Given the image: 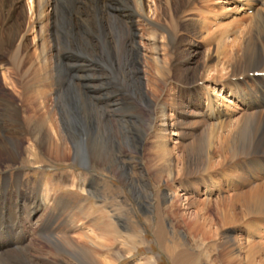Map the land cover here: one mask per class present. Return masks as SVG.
Returning <instances> with one entry per match:
<instances>
[{
	"label": "rangeland",
	"instance_id": "1",
	"mask_svg": "<svg viewBox=\"0 0 264 264\" xmlns=\"http://www.w3.org/2000/svg\"><path fill=\"white\" fill-rule=\"evenodd\" d=\"M227 1L190 0L186 5L187 0H180L181 3L185 2V7L179 14L180 19L184 18V23H181L182 20L180 23L175 20V28H172L176 32L170 29L176 38L174 49H168L169 42L167 46L162 44L161 57L167 63L165 73L169 80L164 82L159 78V92L151 95L154 100H159L158 103H166L167 114L178 133V137H172L173 140L169 143L174 158L172 178L166 171L158 176L157 171L163 169L161 161H148V158H154V146L157 145L154 142L157 140V137L154 138V126L157 125L158 110L151 111L142 103H136L135 98L131 97L133 95H128L118 85L112 59H93L89 56L91 49H88L89 53L76 46L68 50L72 40L84 38L90 29L100 33L98 31L103 28L106 32L110 28V18L108 20L107 15L97 14L94 22L88 24L87 19V22L84 21L86 16L83 14L77 19L84 28L77 23V19H73L67 29L60 24L54 34V38L58 40L56 51H59L54 53L58 54L61 62L57 73L65 83L61 84L63 86L58 93L55 92V88L59 90L58 82L57 87H46L47 110L44 112L49 117L46 116L47 125L53 133L59 128L61 133L71 135L74 131H70L69 125L65 124L66 119L69 120L70 126L78 131L79 152L84 158L91 160L92 167L75 162L69 142L61 147L62 153L66 154L64 159L50 156L49 147L41 150L38 144H32L30 137L20 139L21 153L16 161L13 162L0 152V211L5 206L8 208V236L2 237L3 239L0 237V241L4 245L8 244V264H81L71 251H59L53 245L65 233L76 244L87 246L88 253L94 256L96 264H264V214L247 216L244 203L245 197L250 196L253 190L264 188V172L260 170V166H251L254 161H264V147L259 155L250 158L236 155L220 157L218 151L214 150L213 154H217L214 163L209 168L200 170H189L187 159L184 158L187 147L207 127L202 123L203 119L197 116L198 109L195 105L205 103L206 98L211 95H218L220 104L228 103L232 110L234 129L236 120L241 118L245 107L230 93L236 91L238 95L246 97L249 92L247 90L250 87L256 88L257 85L254 82L252 84L249 79L239 80L241 77L244 79L245 75L234 78L224 73L220 75L215 71L218 69H215L213 77L203 82L200 91L194 93L197 85L192 83L202 74L200 67L204 63L205 52H216L218 43L214 41L220 40V35L225 30L228 32V41L235 42V53H241L239 50L242 49V44L246 46L248 43V32L254 16L249 12L239 11L238 8L230 11L229 8L233 7L232 3L235 1ZM23 3L31 17L28 0ZM247 3L253 4L251 0H247ZM118 17L122 27L125 26L123 28L126 35L130 28L129 19L135 17L136 27L140 28L137 36L140 46L137 59L147 75L157 78L154 67L149 70L153 64L154 50L147 41L145 32L148 22L135 15ZM200 28H205L208 33L199 35L197 31ZM213 30L218 31L215 33ZM211 36L215 39L212 40ZM47 37L51 46V34L48 33ZM91 37L89 39L93 38ZM35 40L36 34L30 32L27 44L31 54L36 51ZM64 44H67L66 48ZM63 53H67L69 58ZM2 56L5 70H0V145H8V136H13L8 127L12 125L5 117L1 100L8 99V95L12 97L25 126H30L27 116L34 115L36 103H28V88L34 82L32 74L24 79L23 75H19L20 72H15L8 60V53ZM85 64L92 73L81 69ZM175 69L183 72L179 73ZM93 71L96 75L104 76V79L109 76V82L103 81L102 86L97 89L84 87L85 81L80 80V77L95 75ZM5 73L7 76L9 73V79L5 80ZM96 84L100 82H93V85ZM143 84L147 91L149 88L145 78ZM262 85L264 87V83ZM138 107L145 114V119L150 114L154 116L155 124L151 126L153 131L147 130L144 133L145 127L139 133L137 125L141 124L123 120L130 131L124 128L122 134L125 138H132L129 140L131 142L127 138L124 144L109 140L104 113L109 115L108 119L113 120L112 126H116L113 122L119 115L136 111ZM232 129L219 135L218 141H222ZM27 131L28 128L25 129ZM25 148L38 153L40 163L28 162V155L23 153ZM105 153L119 162L118 170L110 163L99 164ZM6 189L7 197L4 195ZM43 198L44 202L41 204ZM64 201L69 202L74 209L64 211L63 204L61 206ZM103 228L107 229L105 233L109 230L108 235L112 236L104 239L101 235ZM157 230L163 235V239H159ZM0 264L3 263L0 261Z\"/></svg>",
	"mask_w": 264,
	"mask_h": 264
},
{
	"label": "bare ground",
	"instance_id": "2",
	"mask_svg": "<svg viewBox=\"0 0 264 264\" xmlns=\"http://www.w3.org/2000/svg\"><path fill=\"white\" fill-rule=\"evenodd\" d=\"M234 1V4L231 2L233 7L229 8L230 11L237 8L239 11L246 12L251 9L253 10V12L251 13H253L254 21L250 27V31L248 32V43H246V46L242 44V49L239 50L241 51V53H235V42L231 40L228 41L229 37L227 30H225L226 33L225 31L224 33L221 32L223 33V36L220 35L221 39L218 40L219 42L217 41V39V42L214 41L215 43H218V45L216 46V52H205L204 63L200 67L202 69V74L194 80V83H192L193 85H197L195 88L196 91H194V93L200 91L199 88L203 86V82L209 81V79L213 77L212 73L215 71H217L220 75L222 73L228 76L232 75L234 78L245 75L244 81L249 79L251 83L254 82L257 85H254L256 88L250 87V90H247L249 91L248 93H246L248 98H246L247 96L245 97L244 95H238L236 91L230 93L239 102H241L240 104L245 107V111L242 114L241 118L236 120V129H232L235 121L234 119H232L233 114L230 106L228 105V103L227 105H221V102L218 101V95L217 97H212L211 95L209 98H206L207 100L205 101V103L202 102L198 105H195L198 109V112L196 113L197 116L203 119L202 123L205 124L204 126L207 127H205L202 134H200V137H197V139L190 143V145L187 147V152L185 151L184 158L187 159V165L189 170H200L209 168L214 163L215 158L217 157V154H213L214 150L218 151V156L220 157H229V155H236L250 158L252 156L254 157L259 155L261 149L264 147V87H262V84L264 83V78H259L260 74L264 73V0H251L254 5L251 3L248 4L247 0ZM260 1H262V4L260 3ZM23 2L24 0H0V70L4 69L5 67L2 62V55L8 53V60L11 61L12 66L15 68V72H20L19 75H23L24 79H27L28 75L32 74L34 82L28 88V103L30 104L34 102L36 104L35 108L33 109L34 115L31 117L27 116L30 126H25V124L22 123L20 120V112L17 109V103L12 99V97L8 95V99L1 100V102L3 103L2 106H4L5 117L8 118V123L11 122L12 125L8 127V130L11 129L13 132L12 137L8 136V145H0V152L2 153V155H6L13 162L16 161V159L18 158V156H20L21 153L20 139L23 137L25 139L26 137H30L32 139L31 141L33 142L32 144H38L41 150H44L46 147H49L50 149L48 154L50 156L56 158L60 157L64 159L66 157V154L62 153L63 151L61 150V147L66 142H69L71 143L73 148L72 156L75 162H79V164L86 163L87 166L92 167L91 160L89 158H84V156L80 154V144L78 139L79 135L77 133L78 131L74 127L70 126L68 119H66L67 122L65 121V124L69 125L68 129L70 131H74L71 135H65L64 133H61L59 128H56L58 130L53 133L48 127L46 118L47 115L44 112V110L46 109L45 99H47L46 87H57L59 84V90L55 88V92L58 93L60 92V87H62L65 83L62 77H60V75L57 73L58 67L61 62L58 57V54L54 53L58 48V40L56 41V38H54V34L56 33V30L60 26V24L63 25V28L67 29V27H69V24L72 23L73 19H75L76 21L77 17H81V15L83 14L86 16L84 21H86L87 19L88 24H90L89 22H94L96 16L98 15H107L108 20L109 18L111 20V24L110 28L106 30V32L103 28L102 30L98 31L100 33H97V31L90 29L89 34L84 38L80 37L79 41L76 39L72 40L70 48H68V50L74 49L72 48L73 46H76L78 49L85 51L91 49L92 52L89 56L93 59H101L106 57L112 59L113 69L117 76L116 81L118 82V85H121L122 89L127 91L126 93L128 95H133L131 97L135 98L136 103H142L145 107H147V109L151 111L158 110L157 112L159 115L156 117L157 125L155 126L153 125L155 124L154 116H151L150 114L149 118L145 119V114L139 109V107L136 111L131 110L126 112V114L124 115H119L118 118L113 122L116 126H112L113 120L108 119L109 115L107 113H104V119L107 120V123L105 124L107 127L106 132L107 136L109 137V140H111L113 143L118 142L124 144L125 140L128 139L127 141L131 142L129 140H132V138L126 137V139L124 137V134H122L124 128L130 131L129 128L124 125L123 120L127 122H135V124H141V126L136 124L138 126V128H136L139 133L142 132L145 127L147 128L145 129L144 133L148 131H153L151 127L153 125L156 128V134L154 131V138L157 137V140H154V142L157 145L154 146V158H152V156V159L148 158V161H161L163 169L162 171H157L158 176L162 172L166 171L168 172L169 177L172 178L174 175V158L172 153L173 151H171L169 148V143L171 142V140H173L172 137H178V133L175 129L176 126L174 127L173 122L170 121V116L167 114L166 103H158L159 100H154L151 93L156 95L159 92V89L157 88V80L159 78L163 79L164 82L169 80L168 76L166 77L167 74L165 73V70L167 69V63L161 57V50L163 47L162 44L167 46V43L169 42L170 46L168 49H174V45L176 44V38H174V36L170 32V29L175 28L173 27L175 20H179V23L181 22L180 20H182L181 23H184V18L180 19L179 14L184 9L185 2H182V4L180 0H28L31 17L28 16L27 6ZM189 2L190 0H187L186 5ZM134 15L136 17H141L143 20H146L148 22L149 27L147 24L145 25L147 26L145 32L147 33V41L154 50L153 64L150 65L149 70L154 67V69L157 71V78H152L150 74L147 75V71L145 69L142 70L140 66L141 63L137 59L138 56L136 55H138V52L140 51V46H138L137 42L138 31L140 30V28L136 27L137 22L134 21L135 17H131ZM118 16H122V18L125 16L131 17L130 19L132 20L129 19L128 24L130 27L127 30L128 35H126V30H124L123 28L125 26L122 27V24L117 19L119 18ZM198 20L199 19H197V21ZM77 23L82 26V22H80L78 19ZM88 26L91 28V25ZM226 27L225 29H227ZM217 29L219 30V28ZM174 30L175 29H173V31ZM199 30L200 31L196 30L199 35L208 33L206 32L207 30H205V28V32L201 28ZM79 31H82V29L79 28ZM196 31L194 32L196 33ZM217 31L214 32L216 33ZM30 32H34L36 34V51L33 54L29 52L27 44ZM48 33L51 34V46L49 38L47 37ZM215 33L213 34L214 36ZM90 36H92L93 38L91 37L92 39H89ZM212 38L214 37L211 36V39ZM67 44H64L65 48L67 47ZM67 53H63L65 54L64 56H66ZM87 53H89V51ZM66 57L69 58V56ZM76 62H78V60H76ZM213 62H215L216 64L213 65ZM81 69H84L89 73L91 72L87 68L86 64L82 65ZM175 71L179 73L183 72L180 69H175ZM142 74H144V77L142 76ZM5 76V80L7 78L9 79V73L8 76L7 73H5ZM103 77L102 75L100 76L95 74L86 76L84 78L80 77V80L84 79V87L88 89H97L102 86L103 81L109 82V76H106V79H104ZM144 78L147 82V87L149 88L147 91L144 90ZM119 79L122 80V83ZM88 80H90V82H88ZM98 81L100 82V84L93 85V82ZM57 82L58 84H56ZM204 89L203 91L205 92L206 90ZM244 90L246 91V88ZM203 91L202 93H200L203 94ZM41 99L43 100L40 103ZM170 106H172L171 103ZM195 106L192 107L194 108ZM174 107L175 106H173V108ZM130 118H132V120H130ZM27 128L28 131L25 132V129ZM227 129L232 130L228 135L224 137L222 141H218V136L225 133ZM23 151L24 155L26 153L29 157L28 162H31L33 164L40 163L38 153H36L35 151H30L26 148ZM151 162H149V164H152ZM108 163L115 166L114 169L118 170L119 162H117L116 159L105 153L101 157L99 164L105 165ZM251 166H260V170L264 172V161H254ZM4 195H6V197L8 196L7 189L5 190ZM43 202L44 198L41 201V204H43ZM244 203L247 209V216L257 214H259L258 216H260L264 214V188L261 189L260 187H258L253 190L250 193V196L245 197ZM61 206L64 211L74 209V207H71L70 203L66 201L61 203ZM1 210L2 211H0V237L2 238L4 236H8V208H6L5 206ZM106 230L107 229L105 228L101 229V235H103L104 239H107L108 236H112V234L108 235L109 230L105 233ZM156 234L158 237H160L159 239H163V235L158 230ZM53 245L57 247L59 251H71L73 257L78 258V262L81 264H96L94 256L88 253L87 246H83L78 243L76 244L74 242V239H72L67 233L64 234L62 239H58L53 242ZM0 247V261L3 264H8V244L4 245L0 241ZM168 251L171 252V249H168Z\"/></svg>",
	"mask_w": 264,
	"mask_h": 264
}]
</instances>
